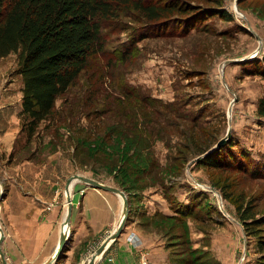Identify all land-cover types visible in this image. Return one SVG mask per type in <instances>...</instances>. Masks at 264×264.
Returning <instances> with one entry per match:
<instances>
[{"label": "rangeland", "instance_id": "obj_1", "mask_svg": "<svg viewBox=\"0 0 264 264\" xmlns=\"http://www.w3.org/2000/svg\"><path fill=\"white\" fill-rule=\"evenodd\" d=\"M181 1L199 9L148 22L126 3L105 19L102 51L89 57L31 134L22 128L28 116L17 113L23 134L10 153L0 150V177L4 169L17 171L5 168L10 161L16 167L29 159L57 164L63 177L77 173L112 184L130 201L159 190L172 209H187L181 223L159 221L174 245L173 264L217 258L264 264V223L248 233L232 203L242 194L252 218L264 214V174H251L248 159L219 167L197 160L220 147L216 141L228 128L231 148H245L254 159L264 155V115L257 111L264 97V0ZM220 7L231 20L203 10ZM199 11L187 32L180 27L133 44L140 26L181 23ZM125 48L129 55H118ZM16 68L14 52L0 56V98L21 102ZM226 153L215 156L226 160Z\"/></svg>", "mask_w": 264, "mask_h": 264}, {"label": "crops", "instance_id": "obj_2", "mask_svg": "<svg viewBox=\"0 0 264 264\" xmlns=\"http://www.w3.org/2000/svg\"><path fill=\"white\" fill-rule=\"evenodd\" d=\"M20 110V101L0 98V150L6 153L15 149V140L23 134L17 115ZM11 163L5 168L12 171L17 168V171L10 174L4 169L3 175L7 177H0L2 196L4 192V198H0L3 235L0 251L8 264H41L50 258L57 248L65 219L67 238L51 264H89L91 260L95 264H143V260L146 264H173L174 245L166 240L159 221H163L161 213L169 215L176 211L159 190L132 197L131 201L127 199L128 212L120 232L103 254L95 258V250L121 219L122 197L79 179L72 180L68 186L67 216L68 176L63 177L61 167L58 170L57 164L51 166L29 159L16 167ZM217 259L214 264H229L228 260Z\"/></svg>", "mask_w": 264, "mask_h": 264}, {"label": "trees", "instance_id": "obj_3", "mask_svg": "<svg viewBox=\"0 0 264 264\" xmlns=\"http://www.w3.org/2000/svg\"><path fill=\"white\" fill-rule=\"evenodd\" d=\"M126 3H131L141 11L148 22L161 20L172 12L183 15L199 9L181 0H0V56L10 52L16 54V72L22 79L20 113L28 116L26 123H22V128L25 124L28 134L49 114L56 97L72 84L89 57L102 51L103 22L115 15L120 5H128ZM203 10L219 14L226 20L232 18L222 7ZM200 12L189 15L181 23H177V20L158 26L154 22L146 23L136 30L133 44L139 38L178 30L180 27L181 32H187L197 25ZM130 52L131 48H125L118 55L126 57ZM262 60L264 61V55ZM263 104L264 97L259 100L257 109L264 115ZM231 146L228 138L215 151L207 152L197 160L204 159L207 164L219 167L225 165V162L235 163L234 161L245 165L248 159L246 169L251 174H259L260 171L264 174V155L254 159L245 148L235 151ZM222 148L227 149V159L221 161L215 154ZM127 199L130 200L129 195ZM232 203L248 233L251 232L250 225L259 226L264 223V214L257 218L250 216V207L247 203L244 205L242 194L232 199ZM178 206L173 214L161 213L163 220L180 219V223L183 222L182 216L187 209Z\"/></svg>", "mask_w": 264, "mask_h": 264}, {"label": "water", "instance_id": "obj_4", "mask_svg": "<svg viewBox=\"0 0 264 264\" xmlns=\"http://www.w3.org/2000/svg\"><path fill=\"white\" fill-rule=\"evenodd\" d=\"M244 58L245 57H242L240 59H244ZM229 132H230V130L228 128L227 131H226V133L223 136H221L216 141L215 146H220V145L224 144L227 141V139L229 138ZM209 151H210V149L207 150V151H205L202 155L206 154ZM72 178H76V179H79L81 181H84L88 185H93V186H96V187H100V188H103V189H107V190H110V191H114V192H116L117 194H119L122 197L123 212H122L121 219H120V221H119L116 229L113 231V233L110 234V236L107 239H105L101 243V245L95 250L93 257L96 258L97 256H101L103 254V252L108 248V246H109L110 242L113 240V238H115L117 236V234L120 232V230H121V228H122V226L124 224L125 217H126L127 212H128L127 198H126L125 193L121 189H119V188H117L115 186L107 185V184L102 183V182H100V181H98L96 179L89 178V177H86V176H83V175H80V174L75 173V174L71 175L70 177H68L67 180H66V183H65V193L68 196V198H67L68 199L67 216H68V214L70 212V197H69V192H68V185L71 182ZM218 195H219V193H218ZM1 196H2V191H0V198H1ZM219 197H220V195H219ZM221 207H222V205H221ZM65 223H67V220L66 219H65ZM66 234H67V230L66 229H63L61 231L60 238H59V242H58V245H57L56 250L54 251V253L52 254V256L50 258H48L46 261H44L41 264H51L56 259V257L58 256V254H59V252H60V250H61V248H62V246H63V244H64V242H65V240L67 238V235ZM2 237H3V235H2V232H1L0 233V242L2 240ZM0 256H1L2 264H7V262L3 258V255L1 253V251H0ZM89 264H95L94 263V260L89 261Z\"/></svg>", "mask_w": 264, "mask_h": 264}, {"label": "bare ground", "instance_id": "obj_5", "mask_svg": "<svg viewBox=\"0 0 264 264\" xmlns=\"http://www.w3.org/2000/svg\"><path fill=\"white\" fill-rule=\"evenodd\" d=\"M223 65H224V63H223ZM89 178H90V177H89ZM75 179H76V178H72V180H75ZM72 180H71V181H72ZM69 184H70V183H69ZM68 186H69V185H68ZM0 191H1V186H0ZM122 212H123V208H122ZM66 227H67V226H66V223H65V221H64V226H63L62 230H63V229H66V230H67ZM0 231H1V228H0ZM1 232H2V231H1ZM1 232H0V233H1ZM108 242H109V241H108ZM56 258H57V257H56ZM7 264H8V263H7Z\"/></svg>", "mask_w": 264, "mask_h": 264}, {"label": "built area", "instance_id": "obj_6", "mask_svg": "<svg viewBox=\"0 0 264 264\" xmlns=\"http://www.w3.org/2000/svg\"><path fill=\"white\" fill-rule=\"evenodd\" d=\"M221 203V202H220ZM143 264H146V261L145 260H143V262H142Z\"/></svg>", "mask_w": 264, "mask_h": 264}]
</instances>
